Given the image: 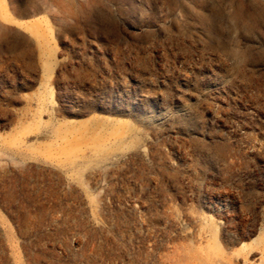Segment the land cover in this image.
I'll return each mask as SVG.
<instances>
[{
    "label": "rangeland",
    "instance_id": "374dc122",
    "mask_svg": "<svg viewBox=\"0 0 264 264\" xmlns=\"http://www.w3.org/2000/svg\"><path fill=\"white\" fill-rule=\"evenodd\" d=\"M0 264H264V0H0Z\"/></svg>",
    "mask_w": 264,
    "mask_h": 264
},
{
    "label": "bare ground",
    "instance_id": "6f19581e",
    "mask_svg": "<svg viewBox=\"0 0 264 264\" xmlns=\"http://www.w3.org/2000/svg\"><path fill=\"white\" fill-rule=\"evenodd\" d=\"M2 7V6H1Z\"/></svg>",
    "mask_w": 264,
    "mask_h": 264
}]
</instances>
